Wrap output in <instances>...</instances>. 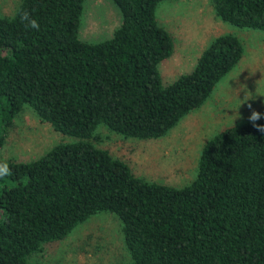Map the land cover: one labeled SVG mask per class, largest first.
<instances>
[{
    "label": "trees",
    "instance_id": "trees-1",
    "mask_svg": "<svg viewBox=\"0 0 264 264\" xmlns=\"http://www.w3.org/2000/svg\"><path fill=\"white\" fill-rule=\"evenodd\" d=\"M160 1L113 0L120 23L98 41L79 34L84 0H20L0 14V147L24 104L78 137L6 161L0 264H30L44 243L101 211L120 219L128 264H264V131L251 120L207 138L181 186L138 176L89 139L99 124L126 137L165 134L241 58L239 37L221 33L190 71L163 83L159 63L174 39L156 18ZM211 2L223 21L264 30V0Z\"/></svg>",
    "mask_w": 264,
    "mask_h": 264
},
{
    "label": "rangeland",
    "instance_id": "rangeland-1",
    "mask_svg": "<svg viewBox=\"0 0 264 264\" xmlns=\"http://www.w3.org/2000/svg\"><path fill=\"white\" fill-rule=\"evenodd\" d=\"M19 2L0 0V14L12 15ZM156 18L174 39L172 53L159 63L165 84L190 71L204 47L218 34L237 35L244 46L243 54L207 99L165 134L126 137L99 124L89 139L125 159L138 176L181 186L195 176L207 138L225 127L250 120L253 112L264 118V30L223 21L215 14L211 0H162L156 7ZM120 20L113 0H84L79 34L90 41L108 38ZM5 134L0 162L31 160L58 142L78 138L41 120L28 104L15 115ZM130 260L122 223L111 211L90 215L65 237L44 243L29 257L30 264H128Z\"/></svg>",
    "mask_w": 264,
    "mask_h": 264
},
{
    "label": "clouds",
    "instance_id": "clouds-1",
    "mask_svg": "<svg viewBox=\"0 0 264 264\" xmlns=\"http://www.w3.org/2000/svg\"><path fill=\"white\" fill-rule=\"evenodd\" d=\"M32 26L34 27H38V25L36 24V22L33 20L32 21ZM252 97H249L247 99H251ZM246 99V100H247ZM249 107H251V105H249ZM261 114L259 112H253L252 115L249 117V119L254 123V126L258 128V130L260 131H264V125H256L255 121L260 119ZM11 173V169L9 167V165L6 162H0V179H4L8 176H10Z\"/></svg>",
    "mask_w": 264,
    "mask_h": 264
}]
</instances>
